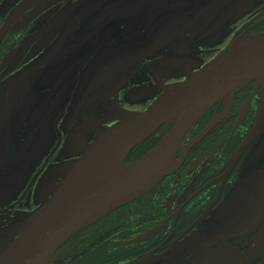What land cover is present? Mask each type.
Here are the masks:
<instances>
[{
	"label": "flooded vegetation",
	"instance_id": "af4514ba",
	"mask_svg": "<svg viewBox=\"0 0 264 264\" xmlns=\"http://www.w3.org/2000/svg\"><path fill=\"white\" fill-rule=\"evenodd\" d=\"M262 33L264 0H0V258L101 135ZM263 108L256 82L217 103L185 135L174 174L53 264H264V128L246 143Z\"/></svg>",
	"mask_w": 264,
	"mask_h": 264
},
{
	"label": "water",
	"instance_id": "95a60500",
	"mask_svg": "<svg viewBox=\"0 0 264 264\" xmlns=\"http://www.w3.org/2000/svg\"><path fill=\"white\" fill-rule=\"evenodd\" d=\"M256 82L264 88V33L242 35L147 111L105 132L55 185L54 194L0 258V264H53L57 250L109 212L154 190L182 163L177 150L189 129L217 103ZM171 130L165 135L167 128ZM161 128L159 145L127 158ZM264 128V108L246 143Z\"/></svg>",
	"mask_w": 264,
	"mask_h": 264
}]
</instances>
